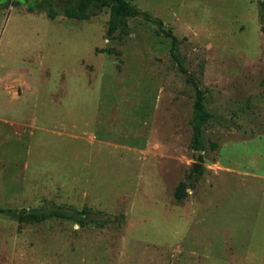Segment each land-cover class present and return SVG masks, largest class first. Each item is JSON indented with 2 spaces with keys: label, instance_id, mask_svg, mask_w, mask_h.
I'll list each match as a JSON object with an SVG mask.
<instances>
[{
  "label": "rangeland",
  "instance_id": "obj_1",
  "mask_svg": "<svg viewBox=\"0 0 264 264\" xmlns=\"http://www.w3.org/2000/svg\"><path fill=\"white\" fill-rule=\"evenodd\" d=\"M10 1L0 0V209L125 219L80 228L0 215V264H264V0H130L179 38L187 73L142 16L118 40L108 10L52 20L28 10L40 0ZM188 78L210 113L200 151Z\"/></svg>",
  "mask_w": 264,
  "mask_h": 264
},
{
  "label": "trees",
  "instance_id": "obj_2",
  "mask_svg": "<svg viewBox=\"0 0 264 264\" xmlns=\"http://www.w3.org/2000/svg\"><path fill=\"white\" fill-rule=\"evenodd\" d=\"M7 0L5 5L10 4ZM58 6L59 10L56 9ZM28 10L34 12L44 10L48 17L55 20L58 16H63L68 20H91L100 12L109 11V22L107 36L122 40L123 36L131 33L128 24L130 19L142 16L145 21L155 25V33L170 39V56L177 63L180 70L187 73L179 57V38L171 29L165 27L161 19L155 18L147 11H141L130 0H40L37 5L29 4ZM195 88L194 115L192 120L193 148L196 151L203 149L202 134L203 128L210 119V113L206 110L204 99L205 92L199 87L193 78H188ZM201 159V158H200ZM186 184L180 183L176 189L175 197L178 201L186 198ZM0 215L17 219L21 223H43L45 221H70L76 223L80 228L89 225L104 228L108 225L120 224L125 219L124 215L110 216L100 211H94L85 206L81 210L66 205H53L52 207L22 208V209H0Z\"/></svg>",
  "mask_w": 264,
  "mask_h": 264
},
{
  "label": "water",
  "instance_id": "obj_3",
  "mask_svg": "<svg viewBox=\"0 0 264 264\" xmlns=\"http://www.w3.org/2000/svg\"><path fill=\"white\" fill-rule=\"evenodd\" d=\"M200 167H201V165H199V164H194V166H193V170H194V172H197V171L200 169Z\"/></svg>",
  "mask_w": 264,
  "mask_h": 264
}]
</instances>
